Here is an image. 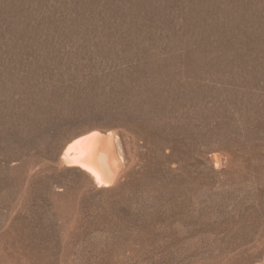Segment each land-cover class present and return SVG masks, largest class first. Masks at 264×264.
<instances>
[{
    "label": "rangeland",
    "instance_id": "374dc122",
    "mask_svg": "<svg viewBox=\"0 0 264 264\" xmlns=\"http://www.w3.org/2000/svg\"><path fill=\"white\" fill-rule=\"evenodd\" d=\"M0 264H264V0H0Z\"/></svg>",
    "mask_w": 264,
    "mask_h": 264
},
{
    "label": "bare ground",
    "instance_id": "6f19581e",
    "mask_svg": "<svg viewBox=\"0 0 264 264\" xmlns=\"http://www.w3.org/2000/svg\"><path fill=\"white\" fill-rule=\"evenodd\" d=\"M148 139L125 131L95 130L72 139L63 148L60 161L80 169L97 187L115 185L133 164L136 154H150ZM208 158L215 160L212 155ZM198 174V173H197Z\"/></svg>",
    "mask_w": 264,
    "mask_h": 264
}]
</instances>
